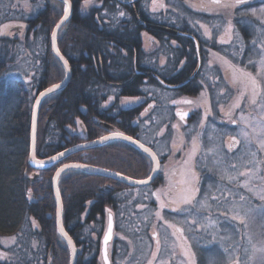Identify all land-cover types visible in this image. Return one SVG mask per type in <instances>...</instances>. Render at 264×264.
<instances>
[{
    "label": "trees",
    "instance_id": "16d2710c",
    "mask_svg": "<svg viewBox=\"0 0 264 264\" xmlns=\"http://www.w3.org/2000/svg\"><path fill=\"white\" fill-rule=\"evenodd\" d=\"M185 1L156 0L154 11L153 0H94L86 8L84 0H70V16L56 34L57 48L70 66V78L64 87L46 94L39 103L37 157L93 140L110 128L130 133V119L137 116L139 108L121 107L119 98L144 95L147 86L159 84L158 78L151 75L159 69L146 68L149 65L141 34L146 32L160 40L180 37L176 33L180 28L174 22L181 21L180 8L186 6ZM28 2L37 7L22 12L19 18L0 9V237L14 236L15 243L22 246L21 252L0 250L6 254L7 264H68V245L55 221L51 187L55 169L65 162H80L142 177L147 161L123 140L110 139L74 151L46 167L29 163L34 98L38 91L61 81L66 71L50 43L52 29L63 15V2ZM15 17L21 21L23 31L19 37L10 38L2 34L1 26ZM14 58L30 66L24 78L9 73ZM144 70L150 74H143ZM110 97L112 101L104 107ZM57 187L62 225L78 249L77 264H96L107 213L112 214L115 229V201L122 204L129 185L107 175L69 168L59 175Z\"/></svg>",
    "mask_w": 264,
    "mask_h": 264
},
{
    "label": "flooded vegetation",
    "instance_id": "af4514ba",
    "mask_svg": "<svg viewBox=\"0 0 264 264\" xmlns=\"http://www.w3.org/2000/svg\"><path fill=\"white\" fill-rule=\"evenodd\" d=\"M204 1L186 0V6L179 7L183 16L174 26L180 28L176 32L180 37L160 40L148 33L156 44L147 51L142 47L149 65L146 68L159 69L158 73H151L159 84L147 86L144 95L136 96L138 102L124 107L139 109L137 116L130 119V133H122L151 149L156 154L157 167L147 183L126 182L129 188L124 193V201L122 204L115 201V229L111 214L113 232L107 244L108 264H149V261L157 264L155 260L160 253L163 258L170 255L169 259L191 264H235L236 257L241 262L248 260L253 251L248 246L249 239L256 240L258 233H263L264 224L257 218L261 217L259 210L264 209V147L261 146L264 140V0H245L231 9L217 6L204 9ZM160 41L164 44L163 50ZM233 68L250 73L259 87L254 91L250 81L239 73L234 81ZM142 72L150 74V71ZM173 77L176 81L171 80ZM185 100L194 103H184ZM179 105L188 109L176 110ZM177 112L188 115L181 120ZM147 121L150 124H144ZM115 132L121 131L115 129ZM124 142L138 149L147 161L144 176L128 177L136 180L151 177L154 160L138 147ZM195 188L200 191L194 193L192 205L172 203L188 194V189ZM208 192L205 204L209 208L205 209L200 202ZM161 202L167 205L163 209ZM157 211L161 217L155 215ZM200 215L209 220L208 231L218 236L235 235L243 240L236 257H232L234 251L229 246L201 245L193 240L198 236L194 227ZM108 216L109 213L107 219ZM254 216L258 225H254L253 233L257 234L250 232L249 236L246 223ZM169 232H174L181 241L176 251L155 245L157 240L162 244V237L167 238ZM139 242L140 246L135 245ZM20 247L14 241L10 248L21 252ZM0 248H4L1 241ZM75 249L78 253L76 246ZM0 254H3L1 250ZM137 254L144 258H138ZM95 256L96 264H105L101 239ZM4 258H0V264H7ZM248 264L255 261L248 260Z\"/></svg>",
    "mask_w": 264,
    "mask_h": 264
},
{
    "label": "rangeland",
    "instance_id": "374dc122",
    "mask_svg": "<svg viewBox=\"0 0 264 264\" xmlns=\"http://www.w3.org/2000/svg\"><path fill=\"white\" fill-rule=\"evenodd\" d=\"M16 1H19L21 4L16 5ZM93 1L94 0H89V3L87 5H85V3L83 2V8L88 7L90 4H92ZM32 7H34V9H32V10H35L37 5H34ZM32 7L30 6V3L28 2V0H25V1H23V0H0V9H2L3 11H5L7 13H10V15L17 16L18 18L20 17L22 12H28L31 10ZM3 11H1V12H3ZM14 16H13V18H14ZM1 30H2V34H6L10 38H14L16 36L19 37L23 31V25H22L21 21H19V19H16V17H15V19H12L11 21H8V22L2 24ZM141 38H142V47L146 51L150 50L156 44L154 39L146 32H143L141 34ZM9 70H10L9 73H11L13 77L17 76L19 78H24L25 75L28 72H30L31 68L29 65L26 64L25 61H18L14 58V60L11 62V64H9ZM112 97H110L109 100L106 101V103L104 104L105 105L104 107H106L110 103V101H112ZM126 98H137V97L136 96L120 97L118 100V104L122 107H126V106L133 104V103H126V104L122 103V101H124ZM178 109H188V108L184 107V105H182V106L179 105V107L178 106L176 107V110H178ZM144 124L148 125L150 123L147 121V122H144ZM165 125L166 124H164V127H165ZM69 129H70V131H73L71 128H69ZM113 131H115V130H111V132H113ZM108 133H110V131ZM207 194H208V196L202 197L201 202H200L201 205L202 204L204 205L203 207L205 209L209 208V205L207 206L205 204L206 200L209 199L210 193L208 192ZM200 210H202V209H200ZM248 212H249V207H248ZM197 214L199 215L198 212H197ZM198 217H200V221L194 227L196 229L195 233L198 236H196L193 240L197 244L199 243L201 245L209 244V245H215V246H221V247H228L229 246V247H231V251H234V254H235V255L232 254L233 255L232 257H236L237 256L236 253L238 251V248H240V246H243V240H241L238 236H235V235L227 236V234H225L226 236H224V234H222L224 236L223 237V236H218V233H214L212 230L208 231V227L210 226L209 220L204 218L202 215H200ZM255 217L256 216L252 217L246 223L247 224V230L249 231V233H247V235H249V236L252 235V234H250V232L253 233V230L255 227L254 225H258ZM257 220H262V222L264 224V216H261V217L259 216L257 218ZM256 229H259V228L256 227ZM261 230L263 231V233L262 234L258 233V239L256 238V240H255V239L250 238L252 242L250 244H248V246L253 247V245H255L256 248L261 247L262 242H264V225H262ZM256 234L257 233H255L254 235H256ZM162 238L161 239L163 240V243L160 244L161 243L160 242L159 244H157V242H155V245H158V247L162 246V245L168 246L171 248V250L173 249L174 251H176L175 249L181 245L180 239H178V237L175 235L174 232H169L167 238H164V237H162ZM0 241L2 242L4 248H10L14 244L15 237L7 235V237H1ZM140 244H141V242L135 243V245H137V246L138 245L140 246ZM172 255H174V254L172 253ZM137 256H138V258H142V259L144 258L143 255L139 256L137 254ZM169 256L163 258V255L160 253V256H159L160 258L158 257V259L155 261L157 262V264H191L189 261H186V260H183L184 262H181L179 259H169L168 258ZM145 257H147V256H145Z\"/></svg>",
    "mask_w": 264,
    "mask_h": 264
},
{
    "label": "water",
    "instance_id": "95a60500",
    "mask_svg": "<svg viewBox=\"0 0 264 264\" xmlns=\"http://www.w3.org/2000/svg\"><path fill=\"white\" fill-rule=\"evenodd\" d=\"M62 1V0H61ZM71 5V3H70ZM70 13H71V7H70V12H69V16H70ZM68 16V18H69ZM63 15L58 19V21L55 23L53 29H52V32H51V49H52V52L53 54L59 59V61L62 63V65L64 66V63H63V60H61L59 58V56H57L56 54V49L57 48V45L55 48H53V44H52V33L53 31L56 32L57 34V31L58 29L60 28H57L56 25L57 24H60L61 22V19H62ZM66 20L63 21V23L65 22ZM62 23V24H63ZM60 24V26L62 25ZM59 54L60 56H63L60 51H59ZM64 60L65 57L63 56ZM65 68V66H64ZM65 76L64 78L57 82V83H54V84H60L61 87H64L65 84L67 83V81L69 80L70 78V66H69V63L67 64V68H65ZM52 84V85H54ZM52 85H49L47 87H45L44 89L38 91V93L36 94L35 98H34V101H33V104H32V115H31V129H30V148H29V156H28V161L31 165H33L34 167H46V166H49V165H52L54 163H56L59 159L63 158L64 156L74 152V151H77V150H81V149H84V148H87V147H92V146H97V145H100L108 140H101V137H110L112 136V133L115 132H110V133H106L100 137H97L93 140H88V141H84L82 143H79V144H76L74 146H71L67 149H64L62 151H59L57 153H54L50 156H47V157H37L35 155V140H36V120H37V112H38V107H39V104L36 103L37 100L41 101V99L46 95L48 94L46 92V90L50 87H52ZM59 88V89H60ZM41 92H45L46 94L44 96H40V93ZM126 136V135H125ZM112 139H120V140H124V141H127L131 144H133L134 146L138 147L140 150H142L143 152L144 151V148L140 147V143L139 142H130L126 139H123V138H120V137H116V138H112ZM135 141V140H133ZM145 147V146H144ZM147 148V147H146ZM60 153H63V155L61 156ZM146 153V152H145ZM147 155H149V153H146ZM150 156V155H149ZM52 157H56V159H52ZM151 157V156H150ZM154 170H153V173L151 175V178L154 176L155 172H156V167H157V161L154 160ZM68 165L70 167L66 168V169H69V168H78V169H82V170H85L89 173H96V174H102V175H107V176H110V177H113V178H117V179H120L122 181H125L129 184H133V185H140L141 183H137V181H141V180H136V179H133V178H130L128 176H125V175H122L119 173V175H117L118 173L117 172H113V171H110V170H106V169H102V168H98V167H93V166H90V165H87V164H84V163H80V162H65L61 165H59L53 175H52V179H51V187H52V191H53V194H54V198H55V221H56V227H57V231L59 232V234L62 236V238L67 242L68 246H69V249H70V263L69 264H76V260H77V253H76V249H75V245L73 243V240L71 239V237L67 234V232L65 231L64 229V233H66V235L62 234L60 232V228L63 227L62 225V220H61V210H62V204H61V199H60V196L57 195L58 192V187H57V181H58V177L59 175L63 172L61 171V169H65V166ZM76 165H78L79 167H76ZM65 169V170H66ZM60 173L59 175H57V173ZM145 181H150V179H143ZM144 184V183H143ZM111 225H112V231H111V238L107 241V243H105V236L108 234V228H109V216H108V219H107V223H106V227H105V230H104V233L102 235V238H101V245H102V255H103V258L105 259V255H107V244L111 241L112 239V232H113V223H112V220H111ZM71 241V242H69ZM105 264H108L109 261L108 259L105 260Z\"/></svg>",
    "mask_w": 264,
    "mask_h": 264
},
{
    "label": "snow or ice",
    "instance_id": "6c2138e0",
    "mask_svg": "<svg viewBox=\"0 0 264 264\" xmlns=\"http://www.w3.org/2000/svg\"><path fill=\"white\" fill-rule=\"evenodd\" d=\"M62 2L64 4V8H63V17L61 19L60 24H62L64 20L68 19L69 12H70V7H71L70 0H62ZM84 3H85V5H87L89 3V0H84ZM243 3H245V0H209L208 3L202 5V8L209 9L211 6H217L219 8L231 9V8H235V7H237V5L243 4ZM153 4H154L153 10L155 11L156 10V7H155L156 0H153ZM159 6L163 7L164 5L160 4ZM253 14H255V12ZM120 15L124 16L125 13L121 12ZM60 24H57L56 27L59 28ZM201 27H203V25H201ZM222 42H227V41H222ZM52 44H53V48H55L56 47V32L55 31H53V33H52ZM56 54H57V56H59V58L61 60H63L64 66H65V68H67L68 62H67V60H64L63 56H60L58 49H56ZM262 63H264V62H262ZM237 73H239L240 77H245V78H247L250 81L254 91L259 87V84L257 83L256 79L254 77H252L250 73H245L241 69L233 68V80L234 81L237 79V75H236ZM60 87H61L60 84H54V85H52V87L48 88L46 90V92L47 93H52L55 90L59 89ZM45 94H46L45 92H41L40 96H44ZM138 101H139V98H126L124 101H122V103H125V104L126 103H136ZM36 103L39 104L40 101L37 100ZM173 103H176V101H173ZM184 103L191 104V103H194V102L190 101V100H185ZM197 106L199 107V105H197ZM236 107H239V105L237 104ZM177 115L180 116L181 120H184L185 117L188 115V113L185 112V113L181 114L180 112H177ZM231 122L232 123H236L235 120H233ZM116 137H120V138L126 139V140H128L130 142H134V143L137 142V141H133L132 137L125 136L124 133H122V132H113L112 136H110V137H101V140L103 141V140H108V139H112V138H116ZM192 143H193V152L195 153V151H196V147H195L196 141L193 140ZM261 146L264 147V140L261 141ZM140 147L144 148V151L146 153H149V155L151 156V158L153 160H156V154L153 153L151 151V149L144 147V145H142V144L140 145ZM60 155L62 156L63 153H60ZM52 159H56V157H52ZM189 159H193V157L190 156ZM68 167H70V166L66 165L65 169L68 168ZM76 167H79V166L76 165ZM65 169H61V171H64ZM59 174L60 173L58 172L57 175H59ZM117 175H119V173ZM241 175H243V174H241ZM193 178H195V173H193ZM149 179H151V177H149ZM137 183L143 184V183H147V181L141 180V181H137ZM199 191L200 190L198 188L188 189L187 190L188 194L182 195L178 199H174L172 201V203H180V204H184V205H192L193 199L195 198L194 193L195 192H199ZM57 195H59V193H57ZM213 199H215V197ZM241 199H243V197H241ZM262 199H264V197H262ZM166 206L167 205H165L163 202H161V204H160V208L161 209L165 208ZM203 206L204 205L202 204L201 207H203ZM177 210L178 209H173V211H177ZM259 214L261 216H264V209H260L259 210ZM155 215L157 217H161V212L157 211L155 213ZM235 218L236 217H234V219ZM241 223L243 224L244 221L241 220ZM169 226L170 227H174V225H169ZM111 231H112L111 213L109 212V228H108V234L105 236V243H107V241L111 238V235H110ZM178 231L182 232V229H178ZM60 232L62 234H64V235H66V233H64L63 227L60 228ZM69 242H71V241H69ZM249 242L251 243V239H249ZM157 244H159L158 240H157ZM225 251H227V250H225ZM5 255L6 254H0V258H4ZM155 255L156 254L153 253L154 257H155ZM186 255H187V253H186ZM105 260H107V255H105ZM248 260H254L255 264H264V242H262V245L259 248H256L255 245H253V251H252V254L250 256H248ZM248 260H246L244 262H241L240 258L236 257L235 258V264H248ZM149 264H151V261H149Z\"/></svg>",
    "mask_w": 264,
    "mask_h": 264
},
{
    "label": "bare ground",
    "instance_id": "6f19581e",
    "mask_svg": "<svg viewBox=\"0 0 264 264\" xmlns=\"http://www.w3.org/2000/svg\"><path fill=\"white\" fill-rule=\"evenodd\" d=\"M88 141V140H87Z\"/></svg>",
    "mask_w": 264,
    "mask_h": 264
}]
</instances>
